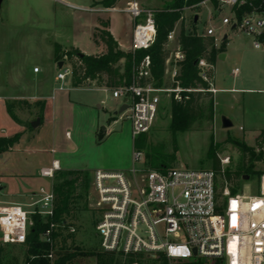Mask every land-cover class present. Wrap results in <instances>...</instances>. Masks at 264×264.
Returning <instances> with one entry per match:
<instances>
[{
  "label": "built area",
  "instance_id": "obj_1",
  "mask_svg": "<svg viewBox=\"0 0 264 264\" xmlns=\"http://www.w3.org/2000/svg\"><path fill=\"white\" fill-rule=\"evenodd\" d=\"M55 1L78 9L62 0ZM207 4L212 7L209 20H221V28L207 25L198 32L197 24L193 30V22L186 34L213 38L214 47L218 49L229 31L238 32L252 39L255 50L264 51V0H206L195 7ZM120 11L127 14L134 25L132 52L149 49L157 36L155 13L144 9L138 0L128 1ZM240 12H243L241 17L238 16ZM177 32L175 27L166 44L168 52L171 45L176 46L165 63L169 85H156L151 79V60L145 57L134 70L133 82L113 91L114 98L130 99L127 118L134 140L149 132L158 115L162 95L181 100L180 93L192 91L182 89L180 85L185 54L179 42L181 31L178 37ZM62 62L57 76L59 81L73 77L67 56ZM198 69L202 80L209 84L207 91L215 94L213 80L207 77V72L214 67L200 59ZM34 72L39 73V68ZM132 160L133 167L127 172L94 173L96 211L101 216L96 229L102 252L123 258L146 256L157 259L163 256L169 264H264V173L258 179L255 193L250 187H244L240 192L225 177L230 158L221 160V174L185 167L140 171L136 164L144 160V155L137 150L133 152ZM58 171L59 166L53 163L50 168L42 169L40 176L54 180ZM139 174L142 179L135 181L133 190L130 179ZM55 202L54 189H41L39 199L27 207L18 204L0 207L3 242L25 245L33 226V216L53 218ZM59 228L58 224L51 223L42 236V240L51 246L48 258L52 262L57 257L54 234Z\"/></svg>",
  "mask_w": 264,
  "mask_h": 264
},
{
  "label": "crops",
  "instance_id": "obj_2",
  "mask_svg": "<svg viewBox=\"0 0 264 264\" xmlns=\"http://www.w3.org/2000/svg\"><path fill=\"white\" fill-rule=\"evenodd\" d=\"M44 1L47 4L37 8L40 18L48 21L50 27L57 24L56 29L63 17V8L58 7L60 2L55 0ZM101 1L90 0L87 7L64 1L78 10H89L74 14L76 33L72 43L64 46L53 42L47 56L40 58L39 63L31 65L21 59L10 64L6 84L0 88V139L16 135H20V139L0 154L4 161L0 171L1 208L13 204L27 207L39 199L41 189H54L55 179L40 176L41 170L50 168L53 163L59 166L57 176L62 172H86L92 180L97 171L127 172L133 167L132 126L129 133L123 126L128 119L130 99L114 98V88L106 86L105 78L85 88L75 87L71 76L63 81L57 79L61 69L55 59V44L62 46L65 52L74 48L88 56L106 53L105 45L96 44L94 39L101 21L109 22V31L119 49L127 52L130 47L132 52L133 33L129 44L124 43L123 38L116 35L115 25L108 16L122 10V0L114 10L104 9L98 4ZM3 4L4 0L1 7ZM32 9L28 6L29 12ZM211 12L210 5L209 15ZM7 24H11L9 19ZM225 38L224 52L219 54L214 67V124L219 108L234 101V94H264V51L255 50L249 37L238 35L235 38L228 34ZM86 42L87 48L84 47ZM228 47L238 54L240 69H234L227 80L219 78L217 68L219 62L229 59ZM35 68H39V73L34 72ZM235 71H238L236 75ZM225 112L229 117V110ZM37 120L40 125L33 128Z\"/></svg>",
  "mask_w": 264,
  "mask_h": 264
},
{
  "label": "rangeland",
  "instance_id": "obj_3",
  "mask_svg": "<svg viewBox=\"0 0 264 264\" xmlns=\"http://www.w3.org/2000/svg\"><path fill=\"white\" fill-rule=\"evenodd\" d=\"M62 1L87 7L90 0ZM128 1L130 0H122V9ZM138 1L150 11L157 9L156 11H152L156 14L157 12L169 10L174 0ZM46 4L47 2L44 0H4L3 7L0 8V88L6 84L8 79L7 73L10 71V64L12 62L22 59L26 63L33 65L34 63H39L40 58L45 59L53 42H59L64 46L71 44L76 33L74 14H84L82 13L83 11H89L75 10L58 3V7L61 6L63 8V17L59 20L57 28L54 29L57 24L50 27L48 21H43L40 18L39 9H37L44 7ZM28 6H32L33 8L30 12ZM209 9L210 4L202 7H184L182 11L183 20H180L176 24L178 31L177 37L182 26H184L186 32L193 24L196 14H199V21L197 23L198 32H202L207 25L217 29L221 28V20H209ZM108 16L115 25L116 35L123 38L124 43L129 44V37L133 33L134 28L130 17L120 11L109 14ZM7 19H9L11 24H7ZM225 31L228 32V29ZM229 35L235 38L238 35L245 36L232 31H229ZM87 42L84 44L85 48H87ZM221 46L222 43L219 45V48ZM170 47L171 51L169 52H172L176 46L173 44ZM228 50L230 54L229 59L225 63H218L217 69L220 79L224 78L228 80L232 77V71L234 69H240L238 54L230 47H228ZM125 53H131V48L129 47ZM125 64V59H122L117 65L121 77L116 79L114 90H119L130 85L123 78L126 69ZM169 84V77L165 76L163 86ZM233 96L235 97L234 101L227 102V107L223 106L219 108L220 110L215 124L206 120H200L192 126L190 131L177 134L176 143L178 153L176 154V159L171 160L170 156L174 154V148L176 146L170 131L171 103L173 98L167 94L162 95L158 115L152 127L149 132L139 136L140 150L137 151L143 153L144 160L136 164L137 169L140 171L145 169L153 170V165L156 162L158 165H165L167 169L184 166L193 170H213V161L208 158V150L211 144V137L214 136L215 143L219 145L216 155L220 163L222 159L230 158V165L227 170L240 172L242 175L238 190L241 192L244 187H250L251 192L255 193L259 179L256 173H264V138H261L259 143H257V138L262 132L257 131L264 129V94H234ZM179 98H182L181 93ZM203 102L207 106L209 99H205ZM225 109L229 110V117L226 115ZM223 118H227L232 122L233 126L230 129L223 128ZM123 126L124 131H128L129 133L131 123L128 119L125 120ZM133 141L135 140L133 139ZM239 144L254 148L255 156L262 158L261 161L252 163L255 174L245 173L241 169L243 163L249 167L251 162H249L248 156L244 157L241 148L238 146ZM3 162L0 159V171L3 168ZM145 173L146 171L143 172V175ZM141 179L142 174L130 179L133 190L135 189V181L139 182ZM59 183H61V180L59 176H56L53 186ZM1 192L3 193V190H0V197ZM96 203L97 196L94 190L93 180L90 179L87 190L84 189L82 183H79L76 191L72 195L70 214L64 217L66 227L59 228L56 232L55 248L57 255L77 252L81 255L74 263L97 264L96 257L91 256L93 253H102L100 238L96 229L101 216L96 211ZM26 250L25 245L4 243L0 233V264H25L27 258ZM121 260L122 264H128L126 258H122ZM133 264H161V257L157 259L146 256L136 257Z\"/></svg>",
  "mask_w": 264,
  "mask_h": 264
},
{
  "label": "trees",
  "instance_id": "obj_4",
  "mask_svg": "<svg viewBox=\"0 0 264 264\" xmlns=\"http://www.w3.org/2000/svg\"><path fill=\"white\" fill-rule=\"evenodd\" d=\"M206 0H174L169 10L157 12L155 14V22L157 28V36L154 44L147 50H140L131 53L122 52L119 49L117 41L109 31V22L101 21L100 27L95 30V43H103L107 49L105 54L101 55H84L78 49H70L63 51L62 46L55 44V59L61 62L64 56H67L68 62L73 69V84L77 88H85L93 82L105 78L106 86L115 88L116 79L121 77L118 69V63L125 59V75L124 79L128 84L133 82L134 70L145 57L151 60V79L156 82L157 86H163L165 78V63L169 56L166 49L168 36L174 31L176 24L182 18L184 7L196 6ZM104 9H115L118 7L119 0H102L100 3ZM243 12L238 14L241 17ZM179 42L182 51L185 54V60L181 67V76L179 78L182 89L192 90L184 92L181 100L172 99L171 103V124L170 131L173 135L174 154L170 156L171 160L176 159L178 146L176 143L177 134L186 133L191 130L192 126L200 120L214 122V95L207 90L209 84L200 77L198 62L200 59H205L206 62L215 67L216 61L220 53L224 52L226 40L223 41L219 49L214 47V39L209 37L197 36L194 34H186L184 26L181 28ZM209 79H214V70L207 72ZM209 99V104L206 106L204 100ZM264 138V130L257 138V143ZM20 139V135H16L11 139H0V154L13 147ZM140 137L134 141V147L139 149ZM260 145V144H259ZM244 157H249L251 165L247 167L245 163L242 165V170L245 173L255 174L253 171V162L261 161V157L255 156V149L249 148L244 144L238 145ZM219 145L215 143L214 136L211 137V144L208 150V158L213 161V170L218 174L222 173V166L217 158L216 151ZM153 170H167L165 165H158L156 162L153 165ZM152 170V169H151ZM259 177L261 172L256 173ZM61 183L54 186L55 196H57V204L55 215L51 219H43L41 216H33V226L30 228L26 240V262L25 264H73L81 255L77 252H68L65 254H56V260L52 262L48 255L51 251V246L42 240L43 234L49 228L51 223H56L60 228L66 227L65 216L70 214L72 195L76 191L79 183H82L84 189H88L90 184L89 174L86 172H62L59 175ZM225 177L228 181L238 189L239 181L242 177L240 172H231L227 170ZM57 238V233L54 234V239ZM91 256L96 257L97 264H122V255L110 253H93ZM142 257V256H137ZM136 256L126 257L128 264H133ZM165 257H161V264H168ZM192 264H208L207 262H198Z\"/></svg>",
  "mask_w": 264,
  "mask_h": 264
},
{
  "label": "water",
  "instance_id": "obj_5",
  "mask_svg": "<svg viewBox=\"0 0 264 264\" xmlns=\"http://www.w3.org/2000/svg\"><path fill=\"white\" fill-rule=\"evenodd\" d=\"M2 1H3V0H0V8H1V5H2ZM198 21H199V15L196 14V15L194 16V26H193V30H195V25L198 23ZM225 40H226V38H225ZM222 57H223V55L220 56V59H221ZM63 64H64V62H60L59 65H58V67H59L60 69H62ZM222 122H223V128H224V129H230V128L233 126L232 122H231L229 119H227V118H223ZM39 125H40V120H37L36 122H34V123L32 124V127H33V128H37ZM195 254H196V251H195Z\"/></svg>",
  "mask_w": 264,
  "mask_h": 264
}]
</instances>
